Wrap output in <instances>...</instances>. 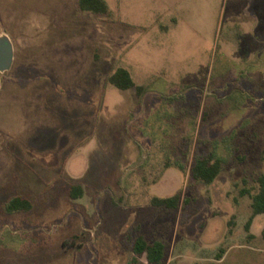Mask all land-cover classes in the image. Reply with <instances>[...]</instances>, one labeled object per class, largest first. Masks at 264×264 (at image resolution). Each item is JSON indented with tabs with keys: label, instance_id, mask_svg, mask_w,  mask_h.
Listing matches in <instances>:
<instances>
[{
	"label": "rangeland",
	"instance_id": "374dc122",
	"mask_svg": "<svg viewBox=\"0 0 264 264\" xmlns=\"http://www.w3.org/2000/svg\"><path fill=\"white\" fill-rule=\"evenodd\" d=\"M106 1L0 0V264H264L241 194L264 172V0ZM119 67L141 90L109 81ZM209 155L211 184L191 172Z\"/></svg>",
	"mask_w": 264,
	"mask_h": 264
},
{
	"label": "trees",
	"instance_id": "16d2710c",
	"mask_svg": "<svg viewBox=\"0 0 264 264\" xmlns=\"http://www.w3.org/2000/svg\"><path fill=\"white\" fill-rule=\"evenodd\" d=\"M80 5L84 10H92L94 12L102 13H107L109 11V6L106 0H80ZM109 81L121 89L137 87L141 90L142 88L136 84L131 73L124 67H119L110 76ZM222 168L221 160L209 155L207 157L197 158L192 166L191 172L195 179L211 184L220 174ZM257 182L259 187L256 192L253 193L251 189L247 187L243 188L241 191L242 195L249 194L252 198L253 212L246 222V229L248 231L251 228L254 218L258 214L264 213V172L259 175ZM83 193L84 190L80 184L73 185L70 190V194L73 197H81ZM153 201L159 206H165L168 208L176 207L181 201V195L178 193L171 197H155ZM31 208L32 202L21 196H15L7 203V209L9 212L30 210ZM165 247L166 245L162 238H157L154 241L149 242L145 236L139 235L134 241L133 250L136 255L146 253L148 260L160 263L165 257ZM222 252L224 251L222 250ZM219 256L221 257L222 255L219 254Z\"/></svg>",
	"mask_w": 264,
	"mask_h": 264
},
{
	"label": "water",
	"instance_id": "95a60500",
	"mask_svg": "<svg viewBox=\"0 0 264 264\" xmlns=\"http://www.w3.org/2000/svg\"><path fill=\"white\" fill-rule=\"evenodd\" d=\"M14 49L10 37L0 33V72L7 71L13 62Z\"/></svg>",
	"mask_w": 264,
	"mask_h": 264
}]
</instances>
